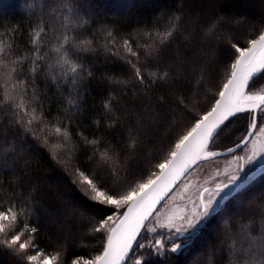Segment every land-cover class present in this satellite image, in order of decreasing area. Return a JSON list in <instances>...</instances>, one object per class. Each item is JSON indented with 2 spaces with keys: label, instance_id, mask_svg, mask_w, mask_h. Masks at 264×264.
Returning a JSON list of instances; mask_svg holds the SVG:
<instances>
[{
  "label": "snow or ice",
  "instance_id": "snow-or-ice-1",
  "mask_svg": "<svg viewBox=\"0 0 264 264\" xmlns=\"http://www.w3.org/2000/svg\"><path fill=\"white\" fill-rule=\"evenodd\" d=\"M24 7L26 16L23 18L28 19L30 26L27 29L28 47L23 54H18L19 37L24 35L19 24H0V86L3 89L0 104L12 109L10 114L15 119L9 124L22 126L26 132H32L34 139L38 134L33 125H39V133L48 130L43 136L44 144L69 153V159L62 162L66 170L72 171V182L86 208L112 210L90 229L91 234L103 237L102 250L91 259L78 256L71 264H149L148 254L164 257L193 245L226 202L241 194L257 172H264V82L258 83L264 78V31L254 39H248L246 47L231 43L232 58L224 66L222 83L214 90L211 87L205 89L206 109L198 108L199 101L195 96L199 89L191 97L183 94L176 97V106L185 109L189 115V124L170 141L162 158L146 172L139 176L132 174L129 179L128 171L121 173L110 149L107 146L101 148L97 139L83 137L85 144L93 146L89 162L96 159L97 152L99 154L96 165L91 168L75 165V145L70 143L72 138L67 124L62 127L46 122L45 116L32 106L38 100L35 81L42 75L61 90L63 86L71 85L65 111L76 113L79 110L78 85L85 73L88 77L92 73L74 56L94 50V42L78 38L74 33L83 32L90 26L91 13L80 0H25ZM178 19V15L169 17L164 31L156 30L146 35L152 40L158 37L160 44H164L174 35ZM102 32L104 49L120 56L122 48L123 58L135 79L143 84L144 70L139 66L140 56L130 38L117 43L112 29L105 28ZM137 47L144 48L149 57L159 51L155 46L137 44ZM128 57H135L136 62ZM26 64L27 74L32 77L30 82L25 76ZM148 78L154 83L156 79L166 80L167 74L157 76L153 72ZM198 83H208L207 71L201 74ZM29 86L33 89L31 96ZM104 108L109 109L110 103L106 102ZM239 113H247L249 118L237 137L231 125ZM73 118L70 116L68 120ZM53 134L62 138L61 142L51 143L49 136ZM218 141L222 147L217 146ZM238 149L245 155H237ZM14 153V143L8 142L6 137L0 138V249L26 264H58L61 253L46 252L36 242L39 223L33 220L38 211L34 197L25 198L24 193H17L15 189L21 185L14 177L4 183V177L15 170L16 162L10 159ZM224 153L232 155L228 162L230 170L221 171L217 167L214 174L208 175L202 183L198 182V170L203 171V163L212 162ZM53 159L59 157L53 155ZM106 165H110L111 182L101 177L97 170ZM189 176L195 177L197 182L188 179ZM221 176L224 178L219 179ZM181 184L184 194L180 199L184 200L193 187L196 189L194 198L187 196L183 206L164 204L168 211L162 213L158 205L174 199V189ZM5 188L13 191L6 193ZM259 207L264 213V203ZM222 233L220 245L211 251L207 264H221L214 259L220 253H226L223 264H264V216L259 228L252 221L226 222ZM166 243L171 247H166Z\"/></svg>",
  "mask_w": 264,
  "mask_h": 264
},
{
  "label": "trees",
  "instance_id": "trees-1",
  "mask_svg": "<svg viewBox=\"0 0 264 264\" xmlns=\"http://www.w3.org/2000/svg\"><path fill=\"white\" fill-rule=\"evenodd\" d=\"M85 10L91 13L90 26L83 32L74 33L78 38L92 40V51L78 53L79 59L92 73L79 87V110L66 112L67 98L71 85L63 86L48 82L42 75L35 81L38 100L32 105L46 118V122L60 126L67 124L71 144L75 145V165L93 167L99 160L89 162L93 146L85 144L83 137L97 139L100 147L107 146L110 154L120 166L136 176L146 172L158 159L177 134L189 124L185 109L176 106V97L183 94L199 101L198 108L204 110L208 100L205 89L213 90L222 83L224 66L231 60V43L246 47L248 39H254L264 31V0H80ZM90 4V7H89ZM25 0H0V24H19L24 35L19 37L18 54L27 49ZM179 16L174 35L164 44L146 35L156 30L164 31L169 17ZM112 29L117 43L130 38L139 53V66L144 70L145 82L140 84L126 60L123 49L120 56L104 49L105 37L102 30ZM211 30V31H210ZM137 44L155 46L157 55L149 57L144 48ZM111 47V45H109ZM115 51V49H113ZM136 62L135 57H128ZM27 81L32 77L27 74ZM207 71L208 83L200 85L199 77ZM157 76L167 74L166 80H149L151 73ZM126 82V83H123ZM260 82H264L262 78ZM32 87L28 94L31 96ZM211 94L208 95L210 99ZM3 89L0 86V99ZM163 100V103L161 102ZM110 103L105 109L104 104ZM191 108V105H189ZM12 109L0 104V138L14 143L15 170L4 177V183L15 178L20 182L17 193L25 198L34 197L38 211L33 220L39 223L36 242L46 252H60L58 264H71L78 256L91 259L102 250L103 237L91 234L90 229L105 215L111 214L107 207L86 208L79 190L73 184L72 171L66 170L69 159L66 150H54L43 143L39 125H33L38 138L26 132L22 126L9 124L14 120ZM74 117L70 121L68 117ZM248 114L237 115L233 127L237 137L246 127ZM115 123H112V122ZM82 133V135H81ZM233 139H236L234 137ZM51 143L62 138L49 136ZM223 140V137L221 138ZM222 147L221 141L217 142ZM57 155L59 159H53ZM101 177L111 182L110 165L97 169ZM13 189L5 188L10 193ZM264 203V174L256 177L241 194L232 198L204 229L199 239L177 253L164 257L148 254L149 264H207L209 254L220 245L224 223L254 222L259 228L262 213L259 205ZM141 250L140 252H145ZM226 253H220L215 260L223 264ZM0 264H26L0 249Z\"/></svg>",
  "mask_w": 264,
  "mask_h": 264
},
{
  "label": "rangeland",
  "instance_id": "rangeland-1",
  "mask_svg": "<svg viewBox=\"0 0 264 264\" xmlns=\"http://www.w3.org/2000/svg\"><path fill=\"white\" fill-rule=\"evenodd\" d=\"M236 154L237 155H245V152L243 150H240L239 149V150H237ZM231 159H232V155L230 154V155H227V156H219V157L215 158L212 162L203 163V165H202L203 171H199L198 170V175H199V181L198 182L202 183L204 178H206L208 175L214 174V172H215V170H216L217 167L221 171H224L225 169H229L230 170L229 163L228 162ZM257 167H259V165H257ZM258 173L259 172H257V174ZM223 178H224L223 176L219 177V179H223ZM188 179H192L194 183L197 182L196 178L193 177V176H189ZM195 192H196V189L194 187L193 188H190L188 190V192L185 194V199L184 200H181L180 199V196H181V194H184L183 193V185L181 184L178 188L174 189V193H175L174 199H167L166 201H164L161 204V206L159 207L161 209V212L164 213V212H167L168 211V208L163 207L164 204H167L169 207H172L173 205L183 206L184 204L187 203V196H193V198H194ZM158 231L166 232L167 230H158ZM142 242H144V241H142ZM178 242L179 241H177V243ZM166 247H169L170 248L171 247V244L166 243ZM140 251L141 250H139V252Z\"/></svg>",
  "mask_w": 264,
  "mask_h": 264
},
{
  "label": "water",
  "instance_id": "water-1",
  "mask_svg": "<svg viewBox=\"0 0 264 264\" xmlns=\"http://www.w3.org/2000/svg\"><path fill=\"white\" fill-rule=\"evenodd\" d=\"M240 114H245V113H239V114H237V115H240ZM239 150V149H238ZM227 155H230V154H228V153H224L223 155H221V156H227ZM262 174H264V172H259L258 174H256V176H255V178L256 177H258V176H260V175H262ZM163 203V202H162ZM161 205H158V207H160Z\"/></svg>",
  "mask_w": 264,
  "mask_h": 264
}]
</instances>
